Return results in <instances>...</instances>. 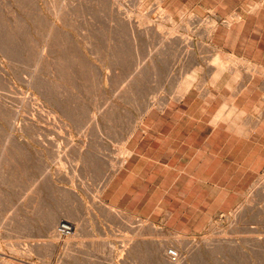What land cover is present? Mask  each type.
Returning <instances> with one entry per match:
<instances>
[{"label": "rangeland", "instance_id": "374dc122", "mask_svg": "<svg viewBox=\"0 0 264 264\" xmlns=\"http://www.w3.org/2000/svg\"><path fill=\"white\" fill-rule=\"evenodd\" d=\"M141 1L0 0V264H264V59L206 34L242 24L264 0ZM210 101L251 134L246 157L223 152L233 161L220 173L225 201L202 212L188 196L196 167L156 137L175 136L183 112L199 117ZM146 156L154 167L134 183Z\"/></svg>", "mask_w": 264, "mask_h": 264}, {"label": "crops", "instance_id": "0c3cea01", "mask_svg": "<svg viewBox=\"0 0 264 264\" xmlns=\"http://www.w3.org/2000/svg\"><path fill=\"white\" fill-rule=\"evenodd\" d=\"M247 11L246 13L248 14L245 18H241L243 19L242 24H228L225 28L217 26L211 39H216L221 49H229L234 54L241 50L242 54L246 52L251 54V56L242 55L245 58L251 60L264 59V4L258 6L256 10ZM248 20L253 22L249 30L243 34L241 33L243 26ZM259 22H263V24L258 26ZM232 30H235V32L232 33ZM255 55L258 56L256 57ZM179 103L181 105L180 108H182L184 104L182 102ZM166 106L171 107L170 102ZM166 106L164 107L165 109L163 108V113L166 112ZM205 108L207 110L210 109V111L199 117L193 116L189 112H183L179 118H182V120H178L180 127L175 136H170V133L161 131L157 135L161 138L156 137L160 139L159 146L168 157L178 154L176 162L186 167H196L198 172L197 176H195L197 189L194 194L188 196L190 199L193 198L195 202L193 205L202 212H205L203 208L208 210L212 207L213 210H217L225 201L227 193L222 191L227 188V185L226 183L225 185L219 184V181L221 179L220 173H226L228 167L233 163L232 159H227V155L231 154L232 157H236L237 154L244 152L243 157H246L247 151H249L247 136L244 133L229 129V119L220 117L217 114L218 106L213 110L212 102L210 101L206 102ZM148 115L154 116L156 113L150 111ZM215 118H217V121H215ZM147 142V146L150 147L151 139L147 138ZM227 148H229L228 154H223ZM244 148L247 151H244ZM150 159V157L146 156L141 168L133 173L134 176L131 181L134 180V183L136 180L147 181V176L154 167V165L151 166ZM162 163L166 165L165 169L168 171L169 166H167V163L165 161ZM146 165L149 168V172H145L146 174L144 175L142 170ZM193 187L194 185H190L188 188L192 189ZM138 189L139 185L135 184L133 190L130 191L132 199L138 197ZM148 197H151L150 193L146 198ZM179 199L183 200L184 198L179 197ZM146 203H151V200H146Z\"/></svg>", "mask_w": 264, "mask_h": 264}, {"label": "bare ground", "instance_id": "6f19581e", "mask_svg": "<svg viewBox=\"0 0 264 264\" xmlns=\"http://www.w3.org/2000/svg\"><path fill=\"white\" fill-rule=\"evenodd\" d=\"M140 1H141V0H140ZM111 3H112V2H111ZM111 3H110V4H111ZM117 3H118V2H117ZM141 3H143V2L141 1ZM154 3H155V2H154ZM115 6H116V5H115ZM158 6H159V5H158ZM117 7H118V6H117ZM138 8H139V7H138ZM110 9H111V8H110ZM123 9H124V8H123ZM125 9H126V8H125ZM125 9H124V10H125ZM112 10H113V9H112ZM124 10H122V11H124ZM117 11H118V10H117ZM119 12H121V10H120ZM119 12H118V13H119ZM125 12H126V11H125ZM123 13H124V12H123ZM139 14H140V13H139ZM145 14H146V13H145ZM121 15H122V12H121ZM137 15H138V13H137ZM137 15H135V16H137ZM192 15H193V14H192ZM109 16H110V15H109ZM189 16H190V15H189ZM194 16H196V15H194ZM116 17H117V16H116ZM118 17H119V16H118ZM191 17H192V16H191ZM236 17H237V16H236ZM125 18L130 22V21H133V18H134V17H133V15H132V13H127V14L125 15ZM147 18L149 19L150 17H146V19H147ZM109 19H110V18H109ZM120 19H122V18L120 17ZM135 19H136V18H135ZM169 19H170V18H169ZM122 20H123V19H122ZM136 20H137V19H136ZM137 21H139V20H137ZM140 21H141V20H140ZM191 21H192V18H191ZM159 22H160V21H159ZM188 22H189V21H188ZM157 23H158V22H157ZM162 23H163V22H162ZM211 23H212V22H211ZM211 23H210V24H211ZM116 24H117V23H116ZM121 24H122V21H121ZM123 24H124V23H123ZM123 24H122V25H123ZM125 24H126V23H125ZM130 24H131V23H130ZM141 24H142V23H141ZM141 24H140V25H141ZM146 24H147V23H146ZM189 24H190V23H189ZM118 25H119V24H118ZM155 25H156V24H155ZM157 25L163 26V25H161V24H159V23H158ZM192 25H193V24H192ZM112 26H113V24H112ZM124 26H125V25H124ZM129 26H130V25H129ZM131 26H132V25H131ZM133 26H134V25H133ZM141 26H142V25H141ZM118 27H119V26H118ZM137 27H138V26H137ZM158 27H159V26H158ZM186 27H187V26H186ZM206 27H207V26H206ZM216 27H217V26H216ZM148 28H150V26H147V25L145 26V25H144V29H148ZM164 28H165V27H164ZM172 28H173V27H172ZM190 28H191V27H190ZM117 29H118V28H117ZM117 29H116V30H117ZM127 29H128V28H127ZM133 29H134V27H133ZM158 29H159V28H158ZM160 29H161V28H160ZM214 29H215V28H214V25H213V24L209 25V26L207 27V29H206V34H207L208 36H210L211 34L213 35ZM112 30H113V29H112ZM129 30H130V28H129ZM153 30H154V29H153ZM170 30H171V28H170ZM173 30H174V29H173ZM188 30H189V29H187V31H188ZM135 31H136V30H135ZM174 31H175V30H174ZM174 31H172V32H174ZM191 31H192V30H191ZM146 32H147V31H146ZM151 32H152V29H151ZM170 32H171V31H170ZM175 32H177V31H175ZM183 32H184V31H183ZM134 33H135V32H134ZM134 33H133V34H134ZM156 33H157V32H156ZM187 33H188V32H187ZM143 34H145V33L143 32ZM148 34H150V33H148ZM158 34H159V33H158ZM171 34L173 35V33H171ZM177 34L180 35V33H177ZM202 34H203V33H202ZM106 35H107V34H106ZM169 35H170V33H169ZM185 35H186V34H184L183 36H185ZM188 35H189V34H187V36H188ZM128 36H129V35H128ZM160 36H161V35H160ZM173 36H174V35H173ZM180 36H181V35H180ZM180 36H179V38H181ZM187 36H186V37H187ZM192 36H193V34H192ZM88 37H89V36H88ZM133 37H134V36H133ZM149 37H150V36H148V38H149ZM151 37H152V36H151ZM167 37H168V34H167ZM170 37H172V36H170ZM186 37H185V38H186ZM194 37H195V36H194ZM152 38H153V37H152ZM152 38H149V39H150V42L152 41V40H151ZM155 38H156V36H155ZM176 38H177V37H176ZM190 38H191V37L188 36L186 40H189ZM206 38H207V37H206ZM161 39H162V38H161ZM154 40H156V39H154ZM158 40H159V39H158ZM163 40H164V39H163ZM165 40H166V39H165ZM169 40H171V38H170ZM184 40H185V39H184ZM147 41H148V40H147ZM156 41H157V40H156ZM181 41H182V40H181ZM181 41H180V42H181ZM191 41H193V40H191ZM191 41H188V42H191ZM115 42H116V41H115ZM141 42H142V40H141ZM152 42H153V41H152ZM154 42H155V41H154ZM154 42H153V44H154ZM160 42H161V41H160ZM170 42H171V41H170ZM173 42H174V40H173ZM180 42H178V43L180 44ZM185 42H186V41H185ZM201 42H202V41H201ZM88 43H90V42H88ZM112 43H113V42H112ZM143 43H144V42H143ZM158 43H159V42H157V44H158ZM197 43H198V42H197ZM161 44L165 46L164 41H162ZM170 44H171L170 46H172V43H170ZM183 44H184V43H182V46H183ZM186 44H187V42H186ZM191 44H192V42H191ZM1 45H2V44H1ZM159 45H160V44H159ZM173 45H174V44H173ZM147 46H148V45H147ZM178 46H179V45H178ZM180 46H181V45H180ZM189 46H190V44H189ZM148 47H149V46H148ZM165 47H166V46H165ZM175 47H176V44H175ZM187 47H188V46H187ZM190 47H191V46H190ZM155 48H156V46H155ZM217 49H218V48H217ZM171 50H172V49H171ZM115 51H116V50H115ZM178 51H179V50H178ZM181 51H182V50H181ZM219 51H220V49H219ZM221 51H222V50H221ZM165 52H166V51H165ZM170 52H171V51H170ZM159 53H160V52H159ZM219 54H220V53H219ZM219 54H218V55H219ZM221 55H222V54H221ZM216 56H217V54H216ZM229 56H230V54H229ZM231 56L234 57L235 55H234V56L231 55ZM42 57H43V56H42ZM218 57H219V56H218ZM226 57H227V56H226ZM212 58H213V57H212ZM216 58H217V57H216ZM216 58H213V59H216ZM227 58H228V57H227ZM236 58H237V57H236ZM236 58H235V61H236ZM220 59H221V58H219L217 61H219ZM223 59H225V58H223ZM228 59H229V58H228ZM230 59H232V58H230ZM153 61H155V60H153ZM211 61H212V60H211ZM211 61H209V62H211ZM213 61H214V60H213ZM213 61H212V63H213ZM220 61L222 62L223 60H220ZM226 61H227V60H226ZM229 61H230V60H229ZM196 62H197V61H196ZM221 62H220V63H221ZM214 63H215V61H214ZM222 63H224V61H223ZM226 63H227V62H226ZM228 63H229V62H228ZM248 63H249V62H248ZM190 64H191V63H190ZM215 64H216V63H215ZM224 64H225V63H224ZM257 64H258V63H257ZM221 65H222V64H221ZM221 65H220V66H221ZM227 65H228V64H227ZM260 65H261V64H260ZM185 66H186V65H185ZM212 66H213V65H212ZM217 66H218V65H217ZM236 66H237V64H236ZM181 67H182V66H181ZM215 67H216V66H215ZM224 67H228V66H225V65H224ZM182 68H183V67H182ZM182 68H181V69H182ZM207 68H208V67H207ZM209 68H210V67H209ZM209 68H208V69H209ZM221 68H223V66H222ZM221 68H219V67L217 68V69H218V70H217V73H218L219 71H222ZM229 68H230V67H229ZM248 68H249V67H248ZM253 68H254V67H253ZM183 69H185V71H187L186 68H183ZM183 69H182V71H183ZM231 69H232V68H231ZM201 70H202V69H201ZM223 70H224V69H223ZM237 70H238V69H237ZM237 70L235 69L236 72H237ZM254 70H255V69H254ZM238 71H239V70H238ZM240 71H241V70H240ZM245 71H246V70H245ZM260 71H261V70H260ZM155 72H156V71H155ZM209 72H210V70H209ZM212 72H213V70H212ZM212 72H211V73H212ZM233 72H234V71H233ZM255 72H257V70H256ZM181 73H182V72H181ZM181 73H180V74H181ZM185 73H186V72H185ZM238 73H239V72H238ZM238 73H237V74H238ZM249 73H250V72H249ZM183 74H184V71H183ZM219 74H220V73H219ZM234 74H236V73L234 72ZM252 74H254V72H253ZM189 75H190V73H189ZM238 75L240 76L241 73L238 74ZM262 75H263V74H262ZM214 76H215V75H214ZM214 76H213V77H214ZM234 76H235V75H234ZM242 76H243V74H242ZM242 76H241V77H242ZM250 76H251V74H250ZM253 76H254V75H253ZM263 76H264V75H263ZM179 77H180V76H179ZM204 77H205V76H204ZM243 77H244V76H243ZM191 78H192V77H191ZM211 78H212V77H211ZM215 78H216V77H215ZM237 78H238V77H237ZM193 79H194V77H193ZM205 80H206V79H205ZM212 80H213V79H212ZM216 80H217V79H216ZM236 80H237V79H236ZM136 81H137V80H136ZM178 81H180V80H178ZM189 82H190V86H191V81H189ZM212 82H213V81H212ZM212 82H211V83H212ZM214 82H215V81H214ZM250 82H251V81H249L248 83H250ZM263 82H264V81H263ZM5 83H6V82H5ZM178 83H179V82H178ZM200 83H201V82H200ZM202 83H203V82H202ZM227 83H228V82H227ZM239 83H240V82H239ZM6 84H7V83H6ZM8 84H10V83H8ZM187 84H188V83H187ZM212 84H213V83H212ZM241 84H242V83H241ZM241 84H239V85L241 86ZM252 84H253V82H252ZM182 85H183V84H182ZM200 85H202V84H200ZM226 85H227V84H226ZM237 85H238V84H237ZM237 85H236V86H237ZM253 85H254V84H253ZM175 86H178L177 83L175 84ZM186 86H187V85H186ZM190 86H189V87H190ZM227 86H228V85H227ZM247 86H248V85H247ZM172 87H174V86H172ZM241 87H242V86H241ZM244 87H245V85H244ZM249 87H250V86H249ZM251 87H252V86H251ZM131 88H132V87H131ZM176 88H177V87H176ZM176 88H174V89H176ZM186 88H187V87H186ZM193 88H194V87H193ZM202 88H203V87H202ZM222 88H223V87H222ZM238 88H239V86H238ZM180 89H181V87H180ZM191 89H192V88H191ZM198 89H200V88H198ZM239 89H240V88H239ZM137 90H138V89H137ZM172 90H173V89H172ZM186 90H187V89H186ZM231 90H232V89H231ZM231 90H230V91H231ZM234 90H235V89H234ZM234 90H233V91H234ZM236 90H237V89H236ZM236 90H235V91H236ZM207 91H209V90H207ZM216 91H217V90H216ZM171 92H172V91H171ZM171 92H170V94H171ZM191 92H192V91H191ZM194 92H195V91H194ZM201 92H203V94H206V93H204L203 89H202V91H200V93H201ZM231 92H232V91H231ZM236 92H237V91H236ZM236 92H235L234 94H236ZM239 92H240V91H239ZM132 93H133V92H132ZM196 93H198V92H196ZM237 93H238V92H237ZM133 94H134V93H133ZM172 95H173V93H172ZM201 95H202V93H201ZM231 95L234 96L233 94H231ZM231 95H229V96H231ZM177 96L179 97V95H177ZM177 96L175 95V98H176ZM206 96H207V95H206ZM232 96H231L230 98H233ZM150 97H151V96H150ZM171 97H172V96H171ZM201 97H202V96H201ZM180 98H181V97H180ZM177 99H179V98H177ZM165 100L168 101V98L165 99ZM165 100L162 99L161 101H164V102H165ZM206 100H207V99H206ZM225 100L227 101L228 98L225 99ZM230 100H231V102H233L232 99H230ZM153 101H154V100H153ZM150 103H151V102H150ZM152 103H153V102H152ZM152 103H151V104H152ZM154 103H155V102H154ZM159 103H160V102H159ZM159 103L157 102V104H159ZM162 103H163V102H162ZM222 103H223V102H222ZM146 104H147V103H146ZM151 104H150V106H151ZM223 104H224V103H223ZM228 104H229V103H228ZM232 104H233V103H232ZM221 105H222V104H221ZM224 105H227V102H226ZM152 106H153V105H152ZM164 106H166V105H164ZM229 106H230V105H229ZM232 106H233V105H232ZM234 106H235V105H234ZM166 107H167V106H166ZM220 107H221V106H220ZM222 107H223V108H221V109H224V106H222ZM148 108H149V107H148ZM161 108H163V107L161 106ZM225 108H226V107H225ZM234 108H235V107H234ZM237 108H238V107H237ZM164 109H165V108H164ZM218 109H219V108H218ZM243 109H244V108H243ZM243 109L241 110L242 112H244ZM161 110H162V109H161ZM137 111H138V110H137ZM147 111H148V110H147ZM221 111H222V110H221ZM223 111H224V110H223ZM232 111H233V110H232ZM140 112H141V111H140ZM219 112H220V111H219ZM228 112H229V111H228ZM143 113H144V112H143ZM224 113H225V112H224ZM238 113H239V112H238ZM240 113H241V112H240ZM213 114H214V113H213ZM217 114H218V113H217ZM217 114H216V115H217ZM225 114H226V116H228L227 113H225ZM253 114H254V113H252V115H253ZM140 116H141V115H140ZM143 116H144V114H143ZM143 116H142V118H143ZM145 116H146V115H145ZM217 116H218V115H217ZM222 116H224V115H222ZM229 116H230V115H229ZM213 118H214V117H213ZM233 118H234V117H233ZM246 118H247V117H246ZM141 120H142V119H141ZM218 120H220V119H218ZM244 120H245V119H244ZM246 120H247V119H246ZM246 120H245V121H246ZM212 121H213V120H212ZM215 121H217V118H215ZM232 121H233V120H232ZM248 121H249V119H248ZM248 121H247V122H248ZM255 121H256V120H255ZM136 122H137V121H136ZM235 122H236V121H235ZM238 122H239V121H238ZM249 122L251 123V121H249ZM139 123H140V122H139ZM139 123H138V124H139ZM215 123H216V122H215ZM250 123H249V125H250ZM212 124H213V123H212ZM247 124H248V123H247ZM226 125H227V124H226ZM226 125H225V127H226ZM229 125H230V124H229ZM133 126H135V125H133ZM136 126H137V125H136ZM228 127H229V126H228ZM237 127H238V126H237ZM251 128H254V126L251 127ZM229 129H230V128H229ZM231 129H232V127H231ZM238 129H239V127H238ZM238 129H237V130L235 129V130H236V131H239L240 129H239V130H238ZM130 133H131V132H130ZM238 133H240V132H238ZM241 133H242V132H241ZM249 133H250V132H249ZM250 134H251V133H250ZM250 134H249V135H250ZM241 135H242V134H241ZM249 135H248V137H250ZM248 137H247V139H248ZM249 139H251V138H249ZM123 155H124V153H123ZM121 164H122V163H121ZM260 182H261V181H260ZM249 192H250V191H249ZM55 215H56V214H55ZM55 218H56V217L54 216V219H55ZM52 219H53V218H52ZM54 219H53V220H54ZM53 220H52V221H53ZM58 220H59V219H58ZM50 221H51V220H50ZM48 222H49V221H48ZM60 222H63V221H60ZM51 223H53V222H51ZM48 224H49V223H48ZM53 224H54V223H53ZM53 224H52V225H53ZM52 225L50 224V226H52ZM59 225H60V224H59ZM48 226H49V225H48ZM52 227H53V226H52ZM54 232H55V231H54ZM57 233H58V232H57ZM56 236H57V235H56ZM59 236H60V235H59ZM59 236H58V237H59ZM58 237H57V238H58ZM55 238H56V237H55ZM66 242H67V240H66ZM66 242H65V243H66ZM81 242H82V241H81ZM154 242H155V241H154ZM68 243H69V242H68ZM68 243H67L66 245L69 246ZM63 244H64V243H63ZM153 245H154V243H153ZM74 246H75V245H74ZM74 246H73V247H74ZM78 246H79V245H78ZM161 246H162V244H161ZM163 246H164V245H163ZM187 246H188V245H187ZM197 247H198V246H197ZM126 248H127V247H126ZM128 248H129V247H128ZM153 248H154V247H153ZM161 248H162V247H161ZM161 248H160V249H161ZM66 251H67V250H66ZM164 251H165V250H164ZM167 255H168V254H167ZM168 257L172 258L173 260L176 259V257H172V256H169V255H168ZM166 260H167V259H166ZM176 260H177V259H176ZM170 261H171V259H170ZM174 262H175V261H174ZM179 262H180V261H179ZM171 263H172V262H171ZM175 263H176V262H175ZM177 263H178V261H177Z\"/></svg>", "mask_w": 264, "mask_h": 264}, {"label": "built area", "instance_id": "2783aa9c", "mask_svg": "<svg viewBox=\"0 0 264 264\" xmlns=\"http://www.w3.org/2000/svg\"><path fill=\"white\" fill-rule=\"evenodd\" d=\"M74 229V226L70 222L63 221L61 224L57 227V231L62 235H70L72 234ZM167 254L172 257L179 256V252L177 249L170 247L167 249Z\"/></svg>", "mask_w": 264, "mask_h": 264}]
</instances>
